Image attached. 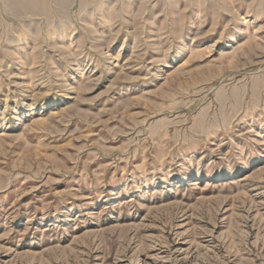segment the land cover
I'll use <instances>...</instances> for the list:
<instances>
[{
	"label": "rangeland",
	"instance_id": "obj_1",
	"mask_svg": "<svg viewBox=\"0 0 264 264\" xmlns=\"http://www.w3.org/2000/svg\"><path fill=\"white\" fill-rule=\"evenodd\" d=\"M0 264H264V0H0Z\"/></svg>",
	"mask_w": 264,
	"mask_h": 264
}]
</instances>
